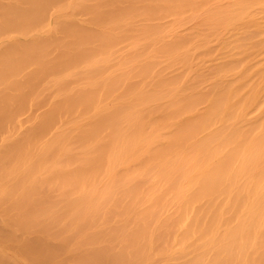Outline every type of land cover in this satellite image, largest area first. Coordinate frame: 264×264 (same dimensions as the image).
<instances>
[{"label": "bare ground", "instance_id": "1", "mask_svg": "<svg viewBox=\"0 0 264 264\" xmlns=\"http://www.w3.org/2000/svg\"><path fill=\"white\" fill-rule=\"evenodd\" d=\"M0 206L21 264H264V0H0Z\"/></svg>", "mask_w": 264, "mask_h": 264}, {"label": "rangeland", "instance_id": "2", "mask_svg": "<svg viewBox=\"0 0 264 264\" xmlns=\"http://www.w3.org/2000/svg\"><path fill=\"white\" fill-rule=\"evenodd\" d=\"M2 206L4 207V205H2ZM0 208H2V207L0 206ZM3 209H6V207H4ZM0 210H2V209H0ZM3 211H4V210H3ZM9 211H10V210H9ZM9 211H8V212H9ZM14 211H15V210H14ZM16 211H17V210H16ZM4 212H5V213H4L3 215H4L5 217L2 216V213H3V212L1 213V211H0V214H1V215H0V219H1V220L3 219L2 221H4V223H3V222L0 220V228L5 229V230H6V229H9L8 231H11V233L9 232V234H10L9 237H13L14 235L16 236L17 234H19L18 232H21V233H22V230H24V227L21 226L22 228L20 227V228H21V229H20L18 226L21 225V224H20V223H17V222H19L20 220H21V221H24L22 214H21L19 211H17V213H18L19 215H17V216H16V215H11L12 213L17 214L16 212H13V210L10 211L11 214H7L8 212H6V211H4ZM10 212H9V213H10ZM13 216H14V217H13ZM6 217H7V218H6ZM8 217H10V218L8 219ZM5 218H6L7 220H6ZM10 219H11V221H12V219H13L14 221H16V219L19 220V221H16V222H10ZM8 220H9V221H8ZM5 221H6L7 223H8V222L11 223V224L13 223L12 226H15L14 224H17L18 229L16 228V226H15L16 229H13L11 226H10V227H7L9 223L7 224ZM1 222H2L3 224H2ZM5 223L7 224V226H6ZM21 223H22V222H21ZM24 226H25V225H24ZM10 228H12V229L10 230ZM12 233H13L14 235H13ZM21 233L19 234L20 236H22ZM19 235H18V237H19ZM2 236H3V235H2ZM2 236H1V238H0V250H2V251H0V263L3 264V263H4L3 261H5V262H7V263H4V264H21L22 261H21L20 259H22V258L25 257V256H24L25 253H24V255H21V254H20V253H22V252H21L22 249H23L24 251H26V250H25V247H26L28 244H29L28 247H29L30 245L32 246V243H33V242L30 243L31 240H29V243L26 242V244H27V245H26V244H24V242H22V241H21V242H17V241H18V238H17V241L15 242V240L13 241V239L11 240V238H9V240H8V236L5 235V234H4L3 237H2ZM28 237H33V236L29 235ZM28 237H27V238H28ZM34 237H36V236H34ZM34 237H33V238H34ZM27 238H26V239H27ZM14 239H16V238H14ZM29 239H30V238H29ZM34 239H35V238H34ZM45 239H46V238H45ZM49 239H50V238H47L45 241L48 242ZM20 240H21V238H20ZM22 240H23V239H22ZM50 240H51V239H50ZM1 241H2V242H1ZM26 241H28V239H27ZM37 241H39V240L37 239ZM42 242H43V241H42ZM3 243H4V244H3ZM8 243L12 244V246L15 245V244H16V245H19V246H13V247H10L11 245L9 246ZM18 243H19V244H18ZM20 243H21V244H20ZM48 243H49V244L47 245V247H50V250H48L47 248H43V249H46V250H48V251H52V250H54V249L52 248V245H55V247H56L55 242L50 241V242H48ZM5 244H6V245H5ZM22 244H24V245H22ZM40 244H42V243H40ZM45 244H47V243L44 242V245H45ZM21 245H22V246H21ZM33 245H34V244H33ZM50 245H51V246H50ZM35 246H36V245H35ZM35 246H34V247H35ZM1 247H2V248H1ZM18 247H19V248H18ZM28 247H27V248H28ZM15 248H18L17 251H16V253H15V251H14ZM38 248H39V247H36L35 249H38ZM28 249H29V248H28ZM51 249H52V250H51ZM15 250H16V249H15ZM30 250H32V248H30ZM6 251H8V253H6ZM12 251H14V252H12ZM9 252H10V253H9ZM17 255H19V256L21 255V256L18 257ZM16 257H17V258H16ZM21 257H22V258H21ZM31 257H32V256H31ZM3 258H4V259H5V258H9L10 261H7L6 259L4 260ZM9 259H8V260H9ZM24 259H25V258H24ZM24 259H23V260H24ZM20 261H21V262H20ZM30 261H32V260H29V261H27V262H30ZM46 261H47V260H46ZM46 261H45V264L48 263V262H46ZM49 261L51 262V260H49ZM27 262L24 261V264H25V263L27 264ZM32 262H33V261H32ZM50 262H49L48 264H50ZM22 264H23V263H22ZM28 264H29V263H28ZM30 264H31V263H30ZM66 264H67V263H66Z\"/></svg>", "mask_w": 264, "mask_h": 264}]
</instances>
